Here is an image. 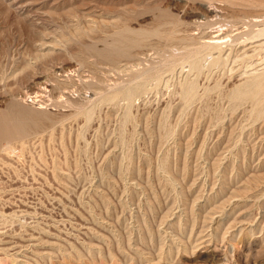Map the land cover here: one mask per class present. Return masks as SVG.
<instances>
[{
    "label": "rangeland",
    "instance_id": "rangeland-1",
    "mask_svg": "<svg viewBox=\"0 0 264 264\" xmlns=\"http://www.w3.org/2000/svg\"><path fill=\"white\" fill-rule=\"evenodd\" d=\"M225 1L0 0V264H264V7Z\"/></svg>",
    "mask_w": 264,
    "mask_h": 264
},
{
    "label": "bare ground",
    "instance_id": "bare-ground-1",
    "mask_svg": "<svg viewBox=\"0 0 264 264\" xmlns=\"http://www.w3.org/2000/svg\"><path fill=\"white\" fill-rule=\"evenodd\" d=\"M159 1V0H158ZM162 1V0H161ZM164 1V0H163ZM172 1V0H171ZM184 1V0H183ZM203 1H205V0H203ZM217 1V0H216ZM219 1V0H218ZM225 1V0H224ZM229 1V0H228ZM231 2L230 3H241V1H242V3L245 1H248V3H249V1H253V3L254 2H258V3H260L261 5H263V7H264V0H230ZM186 2V1H185ZM211 2V1H210ZM226 2V1H225ZM11 3H12V1H11ZM214 3V2H213ZM216 3V2H215ZM222 3V2H221ZM229 3V2H228ZM255 4L254 3V6L255 5H259V4ZM188 4V3H187ZM226 4V3H225ZM151 5V4H150ZM189 5V4H188ZM192 5H194V3L192 4ZM205 5V4H204ZM209 6L207 7V8H205L208 12H209V14L210 13H213V14H215V16L214 17H216V15H223V14H221L222 12H224L223 10H224V8H222V7H220L218 4V6L216 5V6H213L212 5V3H211V5L212 6H210V4H208ZM235 5H237V4H235ZM240 5V4H239ZM242 5V4H241ZM146 6H148V5H146ZM185 6V5H184ZM199 6V5H198ZM229 6V5H228ZM7 7H8V5H7ZM129 7V6H128ZM195 7H197V5L195 6ZM236 7H239V6H236ZM241 7V6H240ZM251 7H253V6H251ZM259 7V6H258ZM257 7V8H258ZM262 7V6H261ZM260 7V9L262 10V8ZM9 8V7H8ZM20 8V7H19ZM246 8V7H245ZM248 8V7H247ZM250 8V7H249ZM253 8H255V7H253ZM226 9H228L227 7H226ZM231 9V8H230ZM243 9V8H242ZM252 9V8H251ZM264 9V8H263ZM168 10H170V9H168ZM200 10V9H199ZM202 10V9H201ZM205 10V11H206ZM229 10V9H228ZM232 10H234V9H232ZM239 10V9H238ZM250 10V9H249ZM258 10V9H257ZM226 11V10H225ZM235 11V10H234ZM240 11V10H239ZM183 12V11H182ZM227 12V11H226ZM236 12V11H235ZM243 12H245V11H243L242 10V13ZM262 12H264V11H262ZM262 12H260V13H262ZM28 13V12H27ZM129 14H130V12H128ZM135 13V12H134ZM184 13V12H183ZM202 13H205V12H203L202 11ZM231 13V12H230ZM251 13V12H250ZM133 14V13H132ZM186 14V13H185ZM227 14V13H226ZM247 14H248V12H247ZM256 14V13H255ZM258 14V13H257ZM264 14V13H263ZM131 15V14H130ZM134 15V14H133ZM234 15V14H233ZM249 15V14H248ZM191 16H193V15H191ZM218 16V17H219ZM224 16V15H223ZM222 16V17H223ZM245 16H246V14H245ZM257 16V15H256ZM261 16V15H260ZM189 17V16H188ZM261 17H264V16H261ZM83 18V17H82ZM183 18V17H182ZM205 18V17H204ZM220 18V17H219ZM224 18H225V16H224ZM224 18H221V19H224ZM252 18V17H251ZM183 19H185V18H183ZM196 19V18H195ZM227 19V18H226ZM235 19V18H234ZM248 19H250V18H248ZM247 19V20H248ZM252 19H254L255 20V18H252ZM258 19V18H257ZM198 20V19H197ZM200 20H201V18H200ZM251 20V19H250ZM260 20V19H259ZM264 20V19H263ZM159 21V23L161 24V22H162V20H161V22H160V20H158ZM166 21H168V20H166ZM171 21V20H170ZM229 20H227V24L229 23L228 22ZM257 21V20H256ZM124 21H122V23H123ZM127 22V21H126ZM126 22H124V23H126ZM165 22V21H164ZM177 22V21H176ZM240 22V21H239ZM239 22H237V23H239ZM245 22H246V20H245ZM244 22V23H245ZM248 22H249V20H248ZM247 22V23H248ZM261 22V21H260ZM112 23V22H111ZM181 23V22H180ZM211 23V22H210ZM226 23V22H225ZM231 23V22H230ZM236 23V22H235ZM246 23V24H247ZM252 23V22H251ZM250 23V24H251ZM254 23V22H253ZM218 24V23H217ZM222 24V23H221ZM249 24V25H250ZM263 25H264V23H262ZM204 25V24H203ZM208 25H209V23H208ZM216 25V24H215ZM230 25V24H229ZM228 25V26H229ZM232 25V24H231ZM256 24H254V26H255ZM261 25V24H260ZM127 26V25H126ZM186 26V25H185ZM213 26V25H212ZM218 26V25H217ZM219 26H220V24H219ZM248 26V25H247ZM246 26V27H247ZM254 26H251L252 28L250 29V31L248 32V38L246 39V40H244V42H246V44L247 45H253V43H256L257 42V44H255V45H253V46H255L256 48H254L253 50L255 51L256 49H259L258 51H259V53L257 54V55H260L261 57H260V59L259 60H263L264 59V53H262L263 52V50H264V40H263V38H264V28H259V29H254L253 27ZM216 27V26H215ZM241 27V26H240ZM249 27V26H248ZM201 28V27H200ZM211 28V27H210ZM220 28V27H219ZM224 28V27H223ZM236 28H238L237 26L235 27V29ZM125 29V28H124ZM192 29H193V27H192ZM227 29H229V28H227ZM163 30V29H162ZM181 30V29H180ZM188 30V29H187ZM191 30V29H190ZM245 30H247V29H245ZM130 31V30H129ZM195 32V31H194ZM200 32V31H199ZM210 32H212V31H210ZM219 32V31H218ZM222 32V31H221ZM231 32V31H230ZM239 32V31H238ZM242 32V31H241ZM121 33V32H120ZM184 33H185V31H184ZM202 33V32H201ZM200 33V34H201ZM215 33V32H214ZM90 34V33H89ZM178 34V33H177ZM194 34V33H193ZM219 36L221 35L220 33H217ZM223 34V33H222ZM230 34V33H229ZM181 35V34H180ZM192 35V34H191ZM195 35V34H194ZM205 35V34H204ZM212 35V34H211ZM210 35V36H211ZM226 35V34H225ZM165 36V35H164ZM167 36V35H166ZM168 36H170V38H172V37H174L175 38V33H172V32H170L169 34H168ZM209 36V37H210ZM215 36V35H214ZM218 36V37H219ZM239 36V35H238ZM245 36H247V35H245ZM92 37V36H91ZM121 37V36H120ZM144 37V36H143ZM151 37V36H150ZM182 37V36H181ZM190 37H192V36H190ZM195 37V36H194ZM213 37V36H212ZM216 37H217V35H216ZM224 37V36H223ZM227 37H228V35H227ZM227 37H226V39H227ZM240 37V36H239ZM244 37V36H243ZM124 38V37H123ZM125 38H128V37H126L125 36ZM241 38V37H240ZM245 38V37H244ZM129 39V38H128ZM173 39V38H172ZM175 39H177V38H175ZM219 39V38H218ZM229 39V38H228ZM237 39V38H236ZM122 40V39H121ZM210 40H212L211 39V37H210ZM217 40V39H216ZM222 40V39H221ZM220 40V41H221ZM224 41H225V39H223ZM231 40V39H230ZM238 40V39H237ZM156 41V40H155ZM215 41V40H214ZM223 41V42H224ZM232 41V40H231ZM241 41H242V39H241ZM135 42V41H134ZM142 42V41H141ZM149 42V41H148ZM213 42V41H212ZM216 42H218V40L216 41ZM230 42V41H229ZM240 42V41H239ZM244 42H243V44H244ZM202 43V42H201ZM206 43V42H205ZM204 43V44H205ZM208 43V42H207ZM206 43V44H207ZM211 42H209V44H210ZM214 43V45H215V42H213ZM213 43H211L212 45H213ZM222 43V42H221ZM231 43V42H230ZM128 44V43H127ZM138 44H139V42H138ZM203 44V45H204ZM208 44V45H209ZM218 44V43H217ZM216 44V45H217ZM245 44V45H246ZM134 45V44H133ZM223 45H225V44H223ZM242 45V44H241ZM137 46V45H136ZM140 46V45H139ZM152 46H155V44L154 45H152ZM184 46V45H183ZM231 46V45H230ZM244 46V45H243ZM169 47V46H168ZM174 47V46H173ZM173 47H172V49H173ZM201 47V46H200ZM199 47V48H200ZM212 47V46H211ZM252 47V46H251ZM175 48V47H174ZM177 48H179V47H177ZM177 48H175V50L177 49ZM186 48V47H185ZM197 48V47H196ZM195 48V49H196ZM246 48H247V46H246ZM245 48V49H246ZM171 49V50H172ZM192 48H189L188 49V46H187V49L186 50H183V52H180V53H178V52H175V51H173V53H171V54H168V56H165V57H161V56H159V57H161V59H159V60H154V61H158L157 63H153L152 65H150V66H146V68H144V69H142L139 73H140V75H142L141 76V78L140 79H143L142 77H144L145 78V76L146 75H148L149 73H153V72H160L161 70L163 71V69H168L167 67H172V66H174L177 62L179 63V61L182 59V58H184V57H186V56H188V58H189V56L190 55H192V52H193V50H191ZM182 50V49H181ZM199 50V49H198ZM178 51H179V49H178ZM242 51V50H241ZM252 51V50H251ZM262 51V52H261ZM118 52H123V53H125V52H127V49H125V48H123V47H121L120 45H115L114 47H112V48H110V49H108L106 52H105V55H107V56H112V55H114L115 53H118ZM148 52V51H147ZM146 52V53H147ZM164 52H165V50H164ZM240 52V51H239ZM249 52V51H248ZM248 52L246 53V54H248ZM253 52V51H252ZM123 53H121V54H123ZM130 54H131V52H129ZM134 53H136V52H134ZM194 53H195V51H194ZM205 53V52H204ZM133 55V54H132ZM139 55V54H138ZM156 55V54H155ZM155 55L153 56V57H155ZM166 55V54H165ZM245 55V54H244ZM244 55H243V57H244ZM152 56V55H151ZM157 56V55H156ZM198 56V55H197ZM200 56V55H199ZM237 56V55H236ZM246 56V55H245ZM250 56H252L251 54H249V57ZM158 57V56H157ZM248 57V56H247ZM255 57H256V55H255ZM257 57H259V56H257ZM256 57V58H257ZM119 58V57H118ZM121 58V57H120ZM256 58H254V59H256ZM234 59V58H233ZM238 60V58H235V60ZM240 59V58H239ZM253 59V58H252ZM235 60H233V61H235ZM249 60V59H248ZM181 61H183V60H181ZM135 62V61H134ZM152 62V61H151ZM256 62V61H255ZM254 62V63H255ZM257 62H259V64H261L260 63V61H257ZM149 63V62H148ZM249 63V62H248ZM147 64V63H146ZM132 65V64H131ZM133 65H134V63H133ZM255 64H252V66H254ZM251 66V65H250ZM257 66H258V64H257ZM135 67V66H134ZM133 67V68H134ZM143 67V66H142ZM136 68V67H135ZM140 68V67H139ZM255 68V67H254ZM232 69V68H231ZM249 69H250V67H249ZM262 69H264V65H263V68ZM134 70V69H133ZM254 71V70H253ZM257 71H258V69H257ZM229 72H230V70H229ZM252 72V71H251ZM137 73H138V71H137ZM157 73V74H158ZM244 73V72H243ZM242 73V74H243ZM253 73V72H252ZM255 73H256V70H255ZM156 74V75H157ZM160 74V73H159ZM107 75V74H106ZM140 75H139V77H140ZM145 75V76H144ZM155 75V76H156ZM241 76V75H240ZM264 77V76H263ZM149 78V77H148ZM65 79V78H64ZM96 79H97V77H96ZM137 79H138V77H137ZM68 81V80H67ZM95 81V80H94ZM97 81V80H96ZM103 81V80H102ZM111 81V80H110ZM143 81V80H142ZM260 81H263L264 82V79H261ZM111 82H113V80L111 81ZM111 82H110V84H111ZM63 83V82H62ZM108 83V82H107ZM115 83V82H114ZM129 83H131V82H129ZM67 84V83H66ZM100 84V83H99ZM123 84H124V82H123ZM109 85V84H108ZM120 85V84H119ZM264 85V84H263ZM115 86V85H114ZM128 86V85H127ZM100 88V87H99ZM258 89V88H257ZM256 89V90H257ZM75 90V89H74ZM109 91H110V89H109ZM67 92V91H66ZM66 92H64V94H65V96L67 97V93ZM90 92V91H89ZM102 92V91H101ZM107 92V91H106ZM60 93H61V91H60ZM93 93V92H92ZM96 94V93H95ZM94 95V94H93ZM92 95V96H93ZM100 95V94H99ZM260 95V94H259ZM63 96V95H62ZM88 96V95H87ZM69 97V96H68ZM91 98V97H90ZM94 98V97H93ZM97 98V97H96ZM95 98V99H96ZM261 98H263V96L261 97ZM88 99V98H87ZM65 100V99H64ZM91 100V99H90ZM89 100V101H90ZM259 100H261V99H259ZM66 101V100H65ZM64 101V102H65ZM88 101V100H87ZM67 102V101H66ZM80 102V101H79ZM90 103V102H89ZM258 103V102H257ZM72 105V104H71ZM254 105V104H253ZM77 107V106H76ZM6 131H4V129H3V127L2 126H0V147H2V146H4L5 147V145H7L8 144V140H7V138H5V136H6ZM227 137V136H226ZM233 143V142H232ZM9 145V144H8ZM4 147H3V149H4ZM10 146H8V147H6L7 149L9 148ZM10 150V149H9ZM8 151V150H7ZM259 151V150H258ZM260 179H262V178H260Z\"/></svg>",
    "mask_w": 264,
    "mask_h": 264
}]
</instances>
